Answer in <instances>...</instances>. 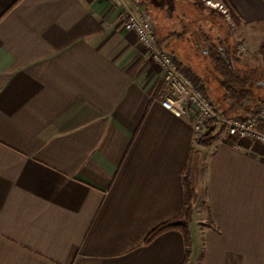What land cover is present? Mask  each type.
I'll return each instance as SVG.
<instances>
[{"label":"crops","instance_id":"0c3cea01","mask_svg":"<svg viewBox=\"0 0 264 264\" xmlns=\"http://www.w3.org/2000/svg\"><path fill=\"white\" fill-rule=\"evenodd\" d=\"M122 1L160 14L156 1ZM227 1L238 30L264 24V0ZM109 4L0 0V264H182L180 230L144 240L179 220L187 170L186 264H264V145L198 144Z\"/></svg>","mask_w":264,"mask_h":264},{"label":"trees","instance_id":"16d2710c","mask_svg":"<svg viewBox=\"0 0 264 264\" xmlns=\"http://www.w3.org/2000/svg\"><path fill=\"white\" fill-rule=\"evenodd\" d=\"M153 1L157 2V0ZM173 1L177 3V0H168V3L174 4ZM186 2H191L199 9L205 8L202 0H186ZM176 3L174 5H177ZM221 3L230 18V22L225 26L224 33L221 37L216 38V41H211V43H209L207 51H201L199 49L189 52L188 55H192L193 58L185 61L190 63L191 61L193 62L191 64H187L204 84L206 91L219 114L226 117L252 114L253 107L264 103V86L259 85L262 81H264V38L258 46L260 64L257 66L243 64L237 55L239 47L237 43L232 41L231 37L233 25L237 28L239 27L238 16L227 0H221ZM155 7L160 13L162 6L157 7L156 3ZM165 13L167 14L166 17L162 14H158L159 19L162 18L164 25H167L169 22L168 25H171L169 32L171 33L166 35L173 37L174 41H176V37H179L180 33L176 34V29L172 30L174 27L172 16H176L178 14L177 16L180 17V20H183L186 16L185 11L182 13H179V11L174 12L172 8L167 7ZM215 14L219 18L226 20L225 15L222 13L219 14L215 12ZM162 39L163 38L161 37H159V39L156 38V45L158 48L161 46L163 41ZM232 43H235V45L232 46ZM167 49L170 53H176V49L170 45ZM215 130L222 132V129L218 127L217 124L213 123L208 133L200 135L196 139V142L203 146L210 145L213 139V132ZM235 140V137H229L225 140V142L232 144ZM183 185L184 198L179 220L165 222L156 226L145 237L144 242H150L156 236L167 230H180L183 234L186 247L185 259L182 264H186L188 261L190 246L187 224L191 217L193 204L197 198L194 179L188 170L185 172L183 177Z\"/></svg>","mask_w":264,"mask_h":264},{"label":"built area","instance_id":"2783aa9c","mask_svg":"<svg viewBox=\"0 0 264 264\" xmlns=\"http://www.w3.org/2000/svg\"><path fill=\"white\" fill-rule=\"evenodd\" d=\"M124 11L122 29L133 33L160 71L164 88L161 105L176 117H192V128L196 134H207L215 123L222 133L237 139H246L264 145V103L257 105L252 114L226 117L219 114L211 101L204 84L193 82L186 68L177 57L156 45L155 28L146 12L131 9L122 0H110ZM222 13L227 11L219 5Z\"/></svg>","mask_w":264,"mask_h":264},{"label":"rangeland","instance_id":"374dc122","mask_svg":"<svg viewBox=\"0 0 264 264\" xmlns=\"http://www.w3.org/2000/svg\"><path fill=\"white\" fill-rule=\"evenodd\" d=\"M202 1L204 2V7H205L204 9H199L195 7L191 2H186V0H181V1L177 0V3L173 1V3L174 4L176 3L177 5L169 4L168 0H165L159 3L157 0V7L162 6L160 14H162L165 17L167 15L165 13L167 7L172 8L174 12L179 11V13H182L185 11L186 16L184 17L183 20H180V17L177 16L178 14L176 16H172V19L174 22V25H173L174 27L172 28V30L176 29L175 33L176 34L180 33V36L176 37L177 43L176 41H173L171 43V46L176 49V53H175L176 55L175 54L174 55L181 62L182 65L185 64L183 63L185 62V60L187 59L191 60V58H193L192 55H188L189 52L199 50V49L201 51H207L209 43H211V41H216V38L221 37L222 34L224 33L225 26L228 25V23L230 22V18L228 15L227 16L225 15L226 20H224L222 18H219L215 14V12L219 14L222 13L221 9L219 8L220 7L219 5H222L221 0H202ZM109 6L111 8H114L115 11L117 12L115 13V15L117 14V17H116L117 19L114 21L113 25H115L116 28L120 29L119 24L121 23L123 19L124 11L121 8H119L117 5L113 4L112 2H110ZM212 11H215V12H212ZM148 13L149 14H146V15L155 28L156 38L158 37L162 38V36L165 33L166 34L171 33L169 32V29H171L170 27L171 25H164L162 22V18L159 19V16L158 14H156V11L150 10V7H149ZM156 24L157 25L161 24V27L160 25L158 27ZM263 25L259 24V26H257V29L255 31H251L246 28H244L243 31H240L238 30L237 27L233 25L232 27L233 31L231 35L232 41L237 43L239 47L237 50L238 51L237 55L239 56L240 61L243 64H249L252 66H257L260 64L258 46L260 42L263 41V38H264V26ZM235 43H232L233 44L232 46H234ZM140 51L143 52V49H141ZM182 59H183V62H182ZM187 63L191 64L193 62L191 61V63L190 62H187ZM213 135H215L214 137L216 139L213 138L211 144H213L215 140L218 141L220 139H223V137H225V135L222 132H219L218 130H215L213 132ZM194 186H195V183H194ZM199 207L201 211H203L204 206L202 205L201 201L199 202ZM197 226L198 224L193 221L190 223L189 229L190 230L194 229Z\"/></svg>","mask_w":264,"mask_h":264},{"label":"water","instance_id":"95a60500","mask_svg":"<svg viewBox=\"0 0 264 264\" xmlns=\"http://www.w3.org/2000/svg\"><path fill=\"white\" fill-rule=\"evenodd\" d=\"M259 85L264 86V81H262Z\"/></svg>","mask_w":264,"mask_h":264}]
</instances>
